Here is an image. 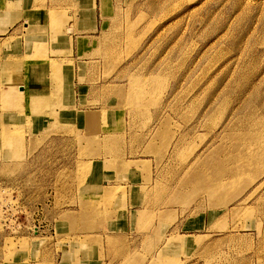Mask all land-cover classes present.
<instances>
[{"label": "rangeland", "instance_id": "obj_1", "mask_svg": "<svg viewBox=\"0 0 264 264\" xmlns=\"http://www.w3.org/2000/svg\"><path fill=\"white\" fill-rule=\"evenodd\" d=\"M1 3L0 264H264V0Z\"/></svg>", "mask_w": 264, "mask_h": 264}, {"label": "crops", "instance_id": "obj_2", "mask_svg": "<svg viewBox=\"0 0 264 264\" xmlns=\"http://www.w3.org/2000/svg\"><path fill=\"white\" fill-rule=\"evenodd\" d=\"M13 1H15V0H7V2H13ZM50 4V1H49V3H47L46 4V6H48ZM2 3H1V0H0V34H6L7 32H9V34H10V32L11 33H13V32H15L16 30L17 31H19L18 29H16L17 28V26L19 25L18 23H19V21L21 20V17L19 18V17H17L16 18V16H14V14H13V11H14V9H12V8H6V9H4L2 6ZM5 5H6V3H5ZM16 6L18 7L19 6V4H16ZM27 11V10H26ZM26 11L23 13L22 11H21V13H23L24 14V16H26ZM20 14V13H19ZM93 24L91 23V25H92V27H90V29L89 30H91L93 27L95 28V30H97L96 28H98V26H97V20L95 19V12H93ZM70 16L72 17V16H74L73 15V13H70ZM40 17V16H39ZM73 18V17H72ZM34 19H36V18H32L31 19V21H30V23H31V25H34ZM38 19V18H37ZM46 20V23L48 22V20L47 19H45ZM103 20H101V22H102ZM74 22V23H73ZM79 23V21H75L74 19L68 24V25H66V26H68V27H70L71 29L74 27V25L73 26H71V24H76V23ZM26 22H24V24H25ZM66 26L64 25V23H63V27H65L66 28ZM25 28H28V26L26 25L25 26ZM15 29V30H14ZM74 29V28H73ZM72 29V30H73ZM86 31V30H85ZM85 31H76L75 32V30L74 31H72V32H68L67 33V37L70 39V42L72 41V42H74V39H77V40H81V39H79V34L78 33H82V35H84L83 34V32H85ZM94 33V32H93ZM4 34H3V36H4ZM21 34H22V32H21ZM23 35V34H22ZM3 36H1L0 37V40L3 38ZM27 37L26 38H34L35 40H42L43 41V43H45L46 45H47V47L48 46H50L52 43H54V47H57L58 48V50H57V55H59L61 52H63V50H64V48H62L61 47V44L59 43V42H57L59 39H52V33H51V31H50V28H49V23L47 24V28H46V30L45 31H41V32H38V33H36V34H27L26 35ZM91 36L92 37H96L95 35H93L92 33H91ZM18 37H20V36H18ZM23 39H24V36H23ZM84 40H87V39H84ZM91 40V39H90ZM87 41H89V40H87ZM26 44V43H25ZM53 47V48H54ZM73 52H74V48H73ZM50 53V52H49ZM74 54V53H73ZM77 55V54H76ZM85 62V61H84ZM76 65L78 66V64H77V62L75 63V67H76ZM17 88H19V89H17V91L15 92V90H14V88H15V86H14V88L11 90V92H12V98L16 95V94H19L20 93V86H18V84L16 85V84H14ZM84 87H86V86H84ZM76 91V90H75ZM77 92H79L80 93V91H79V86L77 87ZM75 96V95H74ZM75 99L78 101V99L75 97ZM4 100H6V99H4ZM93 166V165H92ZM91 166V167H92ZM124 184H126L127 185V187H126V192H132V190L134 189V186H132V185H128V183L126 182V183H122L121 184V186L123 187L124 186ZM90 186L92 185V184H89ZM110 185H117V184H115V183H111ZM113 235H115V234H112L111 236H113ZM74 241H76V239L74 240ZM88 245H90V247H93V245L95 246V244H93V243H89ZM77 243H75V249H74V252L73 253H78L77 252ZM92 250V249H91ZM74 256H76V255H74ZM75 262V264H77L78 262H76V261H74Z\"/></svg>", "mask_w": 264, "mask_h": 264}, {"label": "bare ground", "instance_id": "obj_3", "mask_svg": "<svg viewBox=\"0 0 264 264\" xmlns=\"http://www.w3.org/2000/svg\"><path fill=\"white\" fill-rule=\"evenodd\" d=\"M26 15L28 14V12H26L25 13ZM42 16V13H40V17ZM35 45H37V43L35 42ZM26 46H27V57H26V59L28 60V62H30V63H33V62H35L36 61V59H37V56L35 55V54H32L31 53V49H32V41H30V40H28L27 41V44H26ZM38 46V45H37ZM31 47V48H30ZM28 48H30L29 49V51H28ZM41 61L43 60L42 59V57L41 58H39ZM47 60L48 61H50L51 63H49L47 66H48V71H53V69L55 68V59H53V58H47ZM58 62V61H57ZM56 62V63H57ZM58 67H59V65H58ZM52 79V78H51ZM51 79L49 80V82L51 81ZM18 86H20V93H19V95L20 96H24V98H27V95L28 94H30V95H33V94H35V95H38L39 94V96H40V94H41V96H43L44 97V99H45V101L47 100L48 102H51V100H52V97H51V95L49 94L48 96H45V95H42V94H45V92L43 91V90H40V88L39 89H34L33 87H26V86H23V85H20V84H18ZM5 120H6V116H5ZM1 134V133H0ZM12 134V133H11ZM11 138V137H10ZM91 164H93V162H91Z\"/></svg>", "mask_w": 264, "mask_h": 264}]
</instances>
